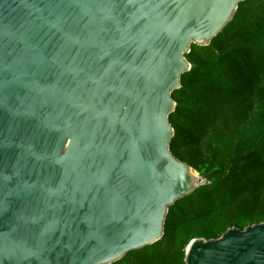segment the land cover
I'll use <instances>...</instances> for the list:
<instances>
[{"label": "water", "instance_id": "water-1", "mask_svg": "<svg viewBox=\"0 0 264 264\" xmlns=\"http://www.w3.org/2000/svg\"><path fill=\"white\" fill-rule=\"evenodd\" d=\"M246 0H0V264H114L207 184L171 151L173 94ZM186 264H264V223Z\"/></svg>", "mask_w": 264, "mask_h": 264}, {"label": "trees", "instance_id": "trees-1", "mask_svg": "<svg viewBox=\"0 0 264 264\" xmlns=\"http://www.w3.org/2000/svg\"><path fill=\"white\" fill-rule=\"evenodd\" d=\"M186 59L171 151L207 184L170 207L161 241L114 264H186L192 241L264 223V0Z\"/></svg>", "mask_w": 264, "mask_h": 264}]
</instances>
